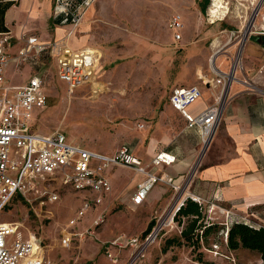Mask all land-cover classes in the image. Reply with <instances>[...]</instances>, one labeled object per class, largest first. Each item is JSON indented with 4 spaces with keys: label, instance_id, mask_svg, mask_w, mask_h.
I'll return each mask as SVG.
<instances>
[{
    "label": "rangeland",
    "instance_id": "obj_1",
    "mask_svg": "<svg viewBox=\"0 0 264 264\" xmlns=\"http://www.w3.org/2000/svg\"><path fill=\"white\" fill-rule=\"evenodd\" d=\"M94 1L92 0L90 4L92 5ZM212 1L116 0L117 5L108 12L101 10V7L98 6L95 18L103 20L108 17V19L116 20V23L119 24L117 29L122 32V37L118 38L112 31H107V28L102 27L103 24L98 21L96 31L101 32L104 37L106 35L109 37L108 41L101 44L111 60L107 65L111 69V75L101 78V80H105L103 82H105L107 90L99 94L101 95L100 102L96 106H92L90 99L83 98L87 97L89 93L88 86L81 91H78L80 89L78 88L77 92L73 91L69 94L66 91L65 82L57 81L51 77L50 70H48L49 82H46L45 85L48 100L46 106L40 111L38 110L36 117L30 120V126L38 125V130L43 134L50 131H61L69 139L78 143V146L83 145L103 152L113 151L122 141H126L128 136L137 135L139 130L138 127L136 128L137 123L135 122L138 120L144 119L148 123L145 131L147 139L154 134L159 137V114L167 112L166 104H168V95L173 84L177 81L182 83L191 75L195 78L193 84L200 85L203 81L214 83L213 77L217 70V62L220 59L228 60L227 46H225L227 39L222 33L223 30L231 31L228 45L232 43L235 46L230 53L231 65L232 62L233 64L237 62L235 59L239 55L241 42L250 34L249 32L259 34L257 36H264V20L261 21V16H264V0H223L229 16L239 17L235 11L239 7L251 10V13L245 16L247 23L243 27L228 28L222 26L221 21H215V24L210 22L211 17L208 14ZM97 2L98 0L95 1V3ZM141 4H145L147 23L138 27L136 26L137 22L133 21L132 15L136 14L140 19L143 18L141 9L134 12L135 6ZM89 8L90 5L87 9ZM173 14H178L183 24L181 30L183 41L177 44L173 43V33L167 28L168 19ZM256 20L257 23H255ZM133 22L134 24H132ZM210 29L213 34L212 43H207L203 39L202 31ZM135 33L140 37H135ZM190 34H193L192 40L187 44ZM136 38L137 40H135ZM199 71H202L203 77L199 76ZM106 75H108L107 71ZM3 96V92L0 91V98ZM171 117L172 113L165 115L164 122L167 123ZM180 126L178 123H174L173 126L165 124V128L171 133L172 131L180 132ZM171 139L172 143L179 146L180 141L175 142L176 134ZM188 141L195 147V155L198 157L203 152L200 139L197 140L195 135H190ZM10 157H14L13 149L10 152ZM127 168L117 165L111 171L110 177L119 182L130 179V175L133 173ZM8 172L12 176L16 174V171L13 170ZM65 173L69 174L70 169L66 168L65 172L56 171V181H47V176L37 175L34 177L38 188L46 186L47 189L58 193L57 201L37 204L36 201L29 202L20 196H15L0 217V220L5 222L21 223L20 227L12 224V231L20 230L24 232V235L25 231H34L36 236L41 239L42 245L45 244L47 247L50 256L61 255L57 246L61 238L59 231H86L90 228L97 231L95 235L87 236L79 249L73 247L74 249L66 252L67 257L63 260L64 263L67 261L66 264H71L72 261H75L74 264H85L89 260L91 264H193L200 257L202 261H215L219 264H243L229 254L223 239L224 236L218 232L209 234L206 240H200L199 248L182 243L173 244L163 251L166 239L180 235L185 218H182L180 222L174 218L172 226L166 227L160 233L158 239L147 247L143 256L134 258L133 255L130 256L131 250L129 249L121 250L119 253L116 248H111L112 255L118 257L117 262L114 263L105 256L101 249L102 243L93 238L109 239L118 235H140L151 218L156 222L155 217L168 212L180 192L174 194L170 190L171 194L173 193L172 196L170 195V203L167 206L159 207L162 195H159L160 184L156 183L142 204L127 205L120 202H109L105 220L98 226L88 227L97 212V209L94 210L95 207L92 205L77 219L74 225L70 226L68 221L75 216L83 199L90 197L85 195L84 190L76 191L66 185L64 183ZM132 191L133 188H129V192ZM37 193V191L32 193L31 197H35ZM107 203L104 200L101 205H98L102 207ZM214 212L213 210V222L222 224L221 217ZM147 213L148 215H146ZM207 213L205 212L204 219ZM12 237L13 234L9 236V239ZM213 242H218L217 247L208 250ZM61 244L64 245L63 242ZM70 246L74 245L70 244ZM214 251L217 254H214ZM218 253L222 255L220 256ZM68 257H71L70 260ZM241 261L243 260L241 259ZM252 264L263 263L254 262Z\"/></svg>",
    "mask_w": 264,
    "mask_h": 264
},
{
    "label": "crops",
    "instance_id": "obj_2",
    "mask_svg": "<svg viewBox=\"0 0 264 264\" xmlns=\"http://www.w3.org/2000/svg\"><path fill=\"white\" fill-rule=\"evenodd\" d=\"M55 1L19 0L6 11L4 23L8 32L4 33L7 37L5 51L11 57V61L3 70L4 82L3 89L0 91L3 92L5 97H11L31 77L38 76L42 79L43 92L48 100L45 86L46 82H49L48 70H50L51 77L57 81L64 82L57 77L58 58L61 49L66 47L74 52L88 50L94 54L93 77L91 81L76 87L73 91H76L78 88H80L78 91H81L88 86L89 93L87 97L83 98L90 99L92 106H96L100 102L101 95L99 94L107 90L105 82H103L104 79L101 80V78L111 75V69L107 67L111 60L105 53L106 49L101 45L108 41L109 37L107 35L104 37L101 32L96 31L98 21L103 24L102 27L108 29L107 31H112L118 38L122 37V32L117 29L119 24L116 23V20L108 19V17L103 20H97L95 18L96 9L100 6L101 10L108 12L117 5V2L116 0H98L95 3V0L92 5L90 4V8L84 12L79 24L73 27L70 24H55L52 21ZM140 9L143 18L140 19L136 14L132 15L133 21L137 22L136 26L138 27L146 25L147 23L145 4L135 6L134 12ZM226 9L225 6L223 10L225 12L221 20L215 18L210 20V22L221 21V25L225 28L243 27L247 23V19L245 18L246 14L251 13L250 8L244 10L239 7L235 10L239 14V17H235L229 16ZM257 20L260 21L258 18ZM257 20L255 23H257ZM263 20L264 16H261V21ZM202 32L204 41L212 43L213 34L211 29ZM222 33L227 39L225 46H227L226 56L228 60L222 61L220 59L216 67L217 70L229 73L230 76L229 79H226L225 89L222 95L223 111L220 121L207 147L198 157L195 155V147L188 141L190 135H195L197 140L200 139L198 128L188 127L184 117L179 111L172 108L169 102L166 104L165 110L167 112H163L164 114L161 112L159 114V137L154 134L147 139V133L145 131L148 123L142 119L135 122L143 123V126L140 128L136 126L139 130L136 133L137 135L128 136V139L122 141L113 151L103 152L84 147L83 145L81 147L90 151L111 154L121 146H126L131 153L146 163L160 151L171 153L175 156L173 163L169 165L161 164L152 169L159 174L172 176L175 183L183 185L178 198H182L188 193H194L205 200V203L201 204L203 213H207L208 202L213 201L226 209H232L238 215L248 217L251 223L256 226H264V36H257L259 34L249 32L250 34L241 42L238 51L240 58L238 59L237 55V63L233 64L232 62L231 65L230 53L235 47L232 43L228 45V39L231 38V31L225 29ZM192 36L193 34L188 36L187 44L192 40ZM28 37H35L37 45H51V47L44 51H29L26 55L21 56L20 53L24 49L26 45L25 40ZM135 37H140V35L135 33ZM172 41L177 44L183 41V37L181 35V40L178 42H175L172 37ZM106 71L108 75H106ZM217 77L218 75L215 73L213 78L216 79ZM244 81H247L248 84ZM194 82L195 78L191 75L182 83L175 82L172 87L177 85L189 86ZM64 84L67 91V85L66 83ZM199 86L201 89V97L188 107V111L191 114H197L211 104L219 96L223 84H216L210 81V84L202 82ZM41 109H34L35 111L33 110L32 117L35 118L38 110L40 111ZM171 113L172 117L165 123L164 116ZM174 123L181 125L180 132L172 131L171 133L165 128V124H171L173 126ZM32 127L34 130L40 132L38 125H32ZM51 132L53 131L44 134ZM175 134L177 136L175 142L180 141L178 143L179 146H176L171 141V138ZM65 138L69 143L78 144L66 135ZM116 166H110L105 171V176L111 184V190L99 204L101 205L104 200L108 203L102 207L98 204L93 205L95 207L94 210L97 209V212L94 214L93 220L88 227L94 224L95 219L102 212L105 215L109 202L133 205L131 197L138 183L143 179V175L135 173L130 169L133 173L130 175V179L119 182L117 179L110 177L111 171ZM159 184V195H162L159 201V207H164L170 203L173 193L171 194V189L166 184ZM129 188H133V191L129 192ZM84 193L87 197H93L95 194L90 190H84ZM214 211V213H217L221 217L222 221L225 220V215L222 212L217 209ZM208 216L212 217V211L207 213ZM146 227L147 225L142 231ZM25 232V235L22 232L24 238L31 236L36 238L37 243L42 246V253L46 259L54 264H66L67 261L66 263L63 262L65 257H67L66 252L74 249L73 247L79 249L86 237H92L97 231H94V234H85V231H59V235L61 236V238L59 237L60 240L57 245L61 251V255L59 256L57 254L56 256H50L47 247L45 244L44 246L42 245L41 239L36 236L34 231ZM98 232L100 233L101 231ZM141 235L142 233L132 236ZM64 236H69L71 238L70 244L74 246H70V244L62 245V238ZM115 237L109 239H93H97L103 243ZM126 249L124 248L122 251ZM228 251L231 256L236 257V260L243 264L259 263L263 260L260 258L259 253L255 251H249L243 248L236 250L228 249ZM70 258L68 257L69 260ZM74 262L72 261L71 264H74ZM85 264H91V261L88 260Z\"/></svg>",
    "mask_w": 264,
    "mask_h": 264
},
{
    "label": "built area",
    "instance_id": "obj_3",
    "mask_svg": "<svg viewBox=\"0 0 264 264\" xmlns=\"http://www.w3.org/2000/svg\"><path fill=\"white\" fill-rule=\"evenodd\" d=\"M92 0H56L53 17L62 15V23L75 27L79 24L85 10ZM167 28L172 31L175 42L181 40V30L183 28L181 17L173 14L167 22ZM7 37L0 33V90L3 89V70L11 61V57L5 51ZM25 47L20 53L26 55L29 51H44L51 47L37 45L35 37H28L25 40ZM236 60V59H235ZM237 63V62H236ZM94 72V54L88 50L74 52L69 48H62L57 66V77L67 85L68 93L89 81ZM218 77L214 80L216 84H223L219 96L197 114H191L188 107L201 97V89L198 84L189 86L177 85L171 88L168 102L172 108L179 111L184 117L188 127H197L203 150L207 147L214 130L216 129L223 111L222 95L225 89L226 79L229 73L215 70ZM246 84L247 81H244ZM208 83V81H203ZM42 79L38 76L31 77L26 83L21 85L11 97L0 98V217L9 202L15 197L27 201H36L37 204L44 202H54L59 198L54 190L47 189L46 186L38 188L34 182V177L40 175L47 176V181H56V171H66L64 183L74 190H90L95 194L93 197L83 199L74 217L68 224L74 225L86 210L92 205L99 204L103 197L111 190V184L105 176V171L113 165H122L133 172L142 174L143 179L134 190L131 200L133 204L140 205L144 202L148 192L156 183H163L175 193L182 190L183 185L174 182L172 176L159 174L152 168L161 164L169 165L175 161V156L171 153L160 151L149 162H143L138 156L131 153L128 147L121 146L111 154H103L90 151L81 146L66 141L64 133L53 131L43 134L30 126L35 108H43L47 103V97L43 92ZM143 123H137L140 128ZM13 149L14 157H10ZM16 171L14 176L8 171ZM38 192L35 197L32 193ZM189 198L198 204L205 203V200L194 193H188L174 201L168 212L159 214L156 222L148 233L141 236L118 235L112 240L102 243L105 256L117 262L118 257L112 255L110 249L116 248L121 251L124 248L131 250L134 258L143 256L145 250L166 227L172 226V222L178 209ZM181 200V201H179ZM208 212L215 209L225 215L222 221L228 229L232 221H244L251 223L248 217L238 215L232 209H226L216 202H208ZM105 215L102 212L94 221L98 226L104 221ZM212 219L211 216H208ZM22 226L20 222H5L0 220V264H54L46 259L42 253V246L37 243L35 237L24 238L22 231H12L11 225ZM92 229H87L85 234H92ZM13 237L9 239V236ZM70 237L64 236V245L70 244ZM226 242V236L224 237ZM217 245H213L216 248ZM217 254L214 251V254ZM218 255H222L218 253ZM264 259L261 261L264 264Z\"/></svg>",
    "mask_w": 264,
    "mask_h": 264
},
{
    "label": "trees",
    "instance_id": "obj_4",
    "mask_svg": "<svg viewBox=\"0 0 264 264\" xmlns=\"http://www.w3.org/2000/svg\"><path fill=\"white\" fill-rule=\"evenodd\" d=\"M18 1L19 0H0V33L8 32L4 23L5 13ZM62 19L63 17L60 15L53 17L52 21L55 24H67L62 23ZM204 214L201 204L187 198L175 215V218L179 222L182 218H185V224L182 227L179 236L166 239L163 251L173 244L182 243H186L193 248H199L201 245L200 240H206L209 234L218 232L220 235H223L224 237L226 236L225 244L229 250L243 248L249 251H255L259 253L261 259H264V226H256L252 223L234 220L228 225L227 229L225 224L215 223L213 222V219H209L207 215L204 219ZM154 223V219H151L148 222L146 229L142 232V235L148 233ZM214 244L218 245V242H213L208 250H211ZM200 259L201 258L199 257L197 262L193 264H219L215 261H202Z\"/></svg>",
    "mask_w": 264,
    "mask_h": 264
},
{
    "label": "bare ground",
    "instance_id": "obj_5",
    "mask_svg": "<svg viewBox=\"0 0 264 264\" xmlns=\"http://www.w3.org/2000/svg\"><path fill=\"white\" fill-rule=\"evenodd\" d=\"M224 7L225 6H224V1L223 0H213L211 6L209 8V14L208 15L211 17L212 20L215 19V18H217L218 20H221V17H223L224 12H225V11H223ZM263 28H264V25H263ZM238 59H239V55H238ZM198 74H199L200 77H203L201 71H199ZM179 201H181V200H179Z\"/></svg>",
    "mask_w": 264,
    "mask_h": 264
}]
</instances>
